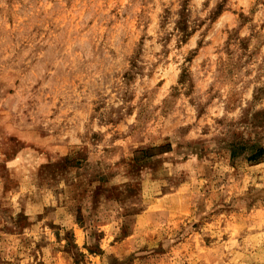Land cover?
Instances as JSON below:
<instances>
[{"label":"rangeland","instance_id":"obj_1","mask_svg":"<svg viewBox=\"0 0 264 264\" xmlns=\"http://www.w3.org/2000/svg\"><path fill=\"white\" fill-rule=\"evenodd\" d=\"M0 264H264V0H0Z\"/></svg>","mask_w":264,"mask_h":264}]
</instances>
